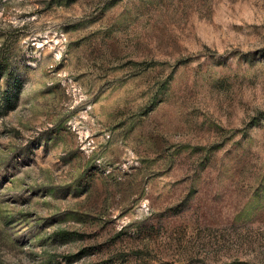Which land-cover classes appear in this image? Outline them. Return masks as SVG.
<instances>
[{
  "label": "rangeland",
  "instance_id": "rangeland-1",
  "mask_svg": "<svg viewBox=\"0 0 264 264\" xmlns=\"http://www.w3.org/2000/svg\"><path fill=\"white\" fill-rule=\"evenodd\" d=\"M0 264H264V0H0Z\"/></svg>",
  "mask_w": 264,
  "mask_h": 264
},
{
  "label": "trees",
  "instance_id": "trees-1",
  "mask_svg": "<svg viewBox=\"0 0 264 264\" xmlns=\"http://www.w3.org/2000/svg\"><path fill=\"white\" fill-rule=\"evenodd\" d=\"M19 90H20V86H19V84H17V85H16V90H15V95H16L15 98H16V99L19 98V92H20ZM8 93H9V92H8Z\"/></svg>",
  "mask_w": 264,
  "mask_h": 264
}]
</instances>
